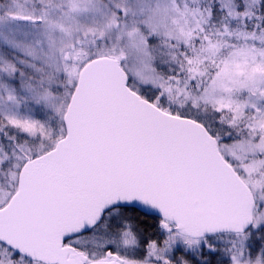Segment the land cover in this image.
<instances>
[{
	"label": "snow or ice",
	"instance_id": "obj_1",
	"mask_svg": "<svg viewBox=\"0 0 264 264\" xmlns=\"http://www.w3.org/2000/svg\"><path fill=\"white\" fill-rule=\"evenodd\" d=\"M0 264H264V0H0Z\"/></svg>",
	"mask_w": 264,
	"mask_h": 264
}]
</instances>
